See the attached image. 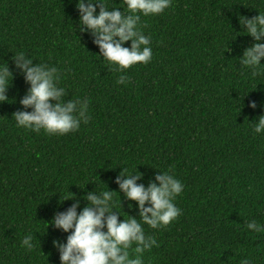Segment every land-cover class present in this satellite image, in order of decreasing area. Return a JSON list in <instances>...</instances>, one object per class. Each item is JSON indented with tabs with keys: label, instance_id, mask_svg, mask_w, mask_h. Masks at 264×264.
<instances>
[{
	"label": "trees",
	"instance_id": "obj_1",
	"mask_svg": "<svg viewBox=\"0 0 264 264\" xmlns=\"http://www.w3.org/2000/svg\"><path fill=\"white\" fill-rule=\"evenodd\" d=\"M104 2L127 12L122 0ZM75 3L0 0V65L14 73L0 103V264H60L52 241L67 234L50 222L73 203L63 198L106 186L119 192L122 169L142 173L145 186L171 169L184 185L174 201L181 215L164 228L144 226L157 242L144 264H264V232L245 224L264 225V134L251 124L264 115V69L253 77L241 67L254 41L238 21L264 12V0H172L162 14L141 18L151 61L123 73L79 32ZM20 51L58 68L65 100L87 99V124L65 135L16 127L12 114L24 110L28 88L12 62ZM121 74L127 85L116 84ZM120 197L116 210L138 218L128 208L135 202ZM29 233L31 251L20 245Z\"/></svg>",
	"mask_w": 264,
	"mask_h": 264
},
{
	"label": "clouds",
	"instance_id": "obj_2",
	"mask_svg": "<svg viewBox=\"0 0 264 264\" xmlns=\"http://www.w3.org/2000/svg\"><path fill=\"white\" fill-rule=\"evenodd\" d=\"M122 3L127 12L117 7L109 8L104 0H76L75 3L79 13V32L92 37L99 49L98 57L119 73L151 61L150 37L142 31L141 18L162 14L171 6L172 0H122ZM238 21L240 32H246L254 41L244 48L239 62L242 68L251 69L255 77L264 69V63H261L264 60V12H258L253 18L239 16ZM127 42H131L130 47L124 46ZM12 62L16 73L28 85L19 100L24 110L12 114L17 128L65 135L78 131L82 123L89 122L87 99L65 100L67 93L60 85L57 67L34 63L23 51L15 53ZM13 78L8 63L0 65V103L8 100L6 93ZM127 82L123 74L116 80L118 85H127ZM248 106L253 110L258 107L255 101ZM260 107L264 110V104ZM251 124L255 134H264V115ZM125 173L126 170L122 169L114 180L119 192L106 186V190L95 188L80 198L71 192L70 198H63V201L72 200L73 203L65 211L56 212L50 222L53 228L67 234L64 242L52 241L60 264H144V253L157 246L156 239L145 232L144 226L164 228L181 215V209L174 201L183 192L184 185L171 169L158 171L148 179L146 186L138 183L144 180L142 173L137 170ZM116 193H122L124 200L135 202V205L129 203L128 208L135 211L138 218L129 214L125 218L116 210L117 203L122 207L121 197L119 202L114 200ZM81 200L86 201L83 207ZM245 224L250 232H264V225L254 219L245 221ZM20 245L31 251L34 248L32 235L26 234ZM240 264H251V260L244 258Z\"/></svg>",
	"mask_w": 264,
	"mask_h": 264
}]
</instances>
